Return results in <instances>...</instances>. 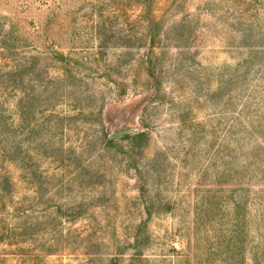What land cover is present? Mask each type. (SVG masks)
Wrapping results in <instances>:
<instances>
[{"label":"rangeland","instance_id":"374dc122","mask_svg":"<svg viewBox=\"0 0 264 264\" xmlns=\"http://www.w3.org/2000/svg\"><path fill=\"white\" fill-rule=\"evenodd\" d=\"M142 2L0 0V171L15 184L0 204V264H110L91 263L76 239L48 253L50 215L69 203L83 206L74 231L100 224L109 249L99 256L122 264H134L142 221L148 262L135 264H264V76L253 52L264 0H155L163 31L178 30L156 43L151 73ZM56 51L76 79H56L66 74ZM33 92L37 116L23 124L16 102ZM82 112L66 128L57 117ZM144 128L149 141L106 148L105 133Z\"/></svg>","mask_w":264,"mask_h":264},{"label":"trees","instance_id":"16d2710c","mask_svg":"<svg viewBox=\"0 0 264 264\" xmlns=\"http://www.w3.org/2000/svg\"><path fill=\"white\" fill-rule=\"evenodd\" d=\"M155 4V0H143L142 5H143V11H142V29H143V34H142V41L145 39L146 44L145 47H147V54H146V63L149 66V73H151L152 68H154V61L157 60L159 57L155 55V46L156 43H162L163 42V38L167 37V41L169 40L168 38V32L171 34L172 30L174 28H171L169 31L165 30L163 31L161 22L158 20L157 16L155 15V12L153 10V5ZM182 28H187V26L182 25ZM175 31L178 30V27H175L174 29ZM183 30V29H182ZM184 31V30H183ZM163 32V33H162ZM131 39H132V35H131ZM150 43V49H148V44ZM167 49L168 47H165V44L163 43V50H161V55L167 54ZM253 52H255V54L257 55V58L261 63V67L258 71H260V73L256 74L255 77H261L264 76V46L260 45L259 47H257L255 44H253ZM260 56V57H259ZM54 62L56 63L57 67L59 70L63 71L66 74H63L62 76H58L56 79L60 80L61 82H64V78H69L72 77L74 79H76L75 75H74V71H76L74 69V62L70 59V57H67L65 54L56 51L55 54V58H53ZM254 65V64H253ZM50 81H53L52 79ZM116 86H119V84H117V82H113ZM124 91V90H123ZM34 92L33 94H26L24 97H21L17 102H16V110L19 116V122H22L23 124H25L27 121L31 120L32 118L35 119V117L37 116L36 111H34V102H35V98H34ZM64 97V95H63ZM52 100V98H50L49 102ZM57 107V105L55 104H47L46 107V111H51L53 108ZM86 114L84 112H82L79 115H63V114H58L57 117L58 119H60V121L64 122H74L76 120L79 119L78 116H85ZM2 114L0 113V122L2 120ZM150 124H146L145 123V127H149ZM10 126H14L13 122ZM50 126H52L50 124ZM64 128H66V125H64ZM8 130H11L9 128V126L7 127ZM34 129V128H33ZM105 139L107 142L106 148L108 147V145H112L116 140L118 139H130L132 140V142H135V144H139L141 142H147L151 139V135L148 132V130H145V128L143 130H139L134 132L133 134H128V133H124L123 136L115 139L114 137H112L110 134L105 133ZM87 145H89V142H85L84 144V149H86V147H88ZM109 148V147H108ZM15 188V184L14 181L12 180L11 176H9L6 173H3L2 171H0V204H3V206H6V198H8L10 191H13V189ZM63 190V188H61V190L59 189L58 191L61 192ZM141 194H143L145 192V188H142L140 190ZM11 197V196H9ZM13 200V196L11 198ZM12 202V201H11ZM163 202H159V205L162 206ZM157 202H155L153 199L146 201L145 203V210H149L150 207L153 209L156 206ZM57 209V211H53V214H51L50 216V224H55L58 227H60V230L57 226H53L50 229V232L54 235L52 241H50V243L48 244L49 248H48V253L54 254L55 252H57V250L59 249L58 246H62L64 245V247H68L69 249H72V246H70L69 243H71L74 239L77 240L76 243V248H74L75 250H79V247L83 246L85 243L88 244V250L86 255H89L90 257L88 258V260L92 263L98 260H102V261H108L110 262V264H122L123 259L124 258H120L119 256H108V257H100V253H102L104 251V249H109V245L107 244L106 240L101 238H98V235L104 236L103 232L98 231V227L99 225H97V227L93 228L94 229V234H90L86 233V234H82V233H78L77 231H74L73 227H71V224L75 221V219L77 217H81L82 215V208L83 206L78 204L75 205L74 203L71 204H67V205H61V206H56L55 207ZM151 213V212H150ZM26 214V213H25ZM24 214V215H25ZM19 216H21L19 214ZM11 217V216H9ZM28 218V217H25ZM107 223H109V220L107 221ZM134 226H132V230H133ZM148 229V225H147V221H142L136 228L135 232L137 231V234L134 238V243L130 244V248L134 250L135 254L131 255L129 257V262L131 263H136V262H148L147 258L142 257V246L144 245V243H142V241H140V239H142L141 237V233L145 232ZM82 232V231H80ZM106 244H105V242ZM54 242L56 244H54ZM67 245V246H65ZM56 249V250H55ZM127 250V249H126ZM125 250V251H126ZM107 251V250H106ZM119 251H123V250H119Z\"/></svg>","mask_w":264,"mask_h":264}]
</instances>
